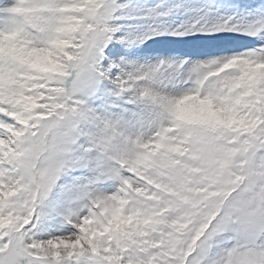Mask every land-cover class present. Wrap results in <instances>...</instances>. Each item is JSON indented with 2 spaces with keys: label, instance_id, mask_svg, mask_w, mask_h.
I'll return each instance as SVG.
<instances>
[{
  "label": "snow or ice",
  "instance_id": "snow-or-ice-1",
  "mask_svg": "<svg viewBox=\"0 0 264 264\" xmlns=\"http://www.w3.org/2000/svg\"><path fill=\"white\" fill-rule=\"evenodd\" d=\"M0 264H264V0H0Z\"/></svg>",
  "mask_w": 264,
  "mask_h": 264
}]
</instances>
